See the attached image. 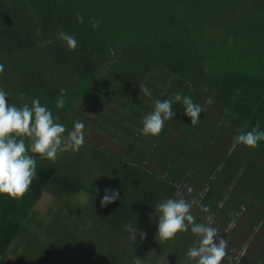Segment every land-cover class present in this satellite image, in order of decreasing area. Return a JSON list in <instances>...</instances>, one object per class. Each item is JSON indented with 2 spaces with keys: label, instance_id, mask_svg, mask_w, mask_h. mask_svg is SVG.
<instances>
[{
  "label": "trees",
  "instance_id": "obj_1",
  "mask_svg": "<svg viewBox=\"0 0 264 264\" xmlns=\"http://www.w3.org/2000/svg\"><path fill=\"white\" fill-rule=\"evenodd\" d=\"M202 1L0 0V64L4 66V71L10 70L11 74L24 82L33 80L32 85L24 87V94L28 90L31 92L25 94L23 100L10 104H30L32 99L39 98L40 103L59 118L57 122L71 130L76 121L75 115L69 116L72 102L86 106L85 103L91 101L101 109L105 107L117 113V116H113L95 110L93 123L101 125L99 116L111 122L116 130L127 131V136H119L125 146L119 150L111 149L112 143L101 145L85 137V144L90 146V151L84 147L90 166L86 170L95 174L87 178L81 175L74 162L60 165L29 153L37 161V177L27 194L20 200L0 195V255L4 261L11 254L10 245L16 236L29 230L35 216L32 207L45 192L57 198L87 192L90 193L88 198H93L90 201L100 205L105 189L117 190L120 198L107 207L101 206L106 210V215L100 218L101 223H108L112 210L121 205L125 196L133 204L126 207L124 214L121 210L117 211L116 230L128 231L130 225L140 230L137 225L143 220L140 216L151 222L155 214V207L141 211L142 207L138 206L140 197L136 193L137 180L140 176L145 180V172L153 178L150 188L154 193L170 195L172 198H178L174 197V193L181 192L182 178L193 181L192 175L197 180L201 178V181H207L209 189L200 197L203 203L216 211L220 209V202L226 201L235 210L234 214H228L229 218L238 219L236 212H246L225 199V193L230 188L225 186V182L231 184L234 181L221 170L225 168L234 171L237 176L241 175V170L231 167L235 162L248 172L250 186L238 184L245 193L232 192V195L241 204L257 211L259 217L250 216V219L254 224L264 226V207L255 206L253 202L255 199L264 204V141L256 149L248 148L244 161L230 152L234 137L241 128L250 131L258 122L260 129L264 130V0H240L234 9H231L234 5L222 7L217 0H207L210 4L208 16L215 11L224 18L228 16L227 31L215 43L198 50L193 42L195 35H186L184 26L186 24L190 29L189 5L198 6ZM78 15L84 17L83 24L78 23ZM92 17L101 22L97 30H93L89 22ZM60 31L76 37L78 47L75 51H70L66 43L58 38ZM197 39L200 44L205 43L201 38ZM45 40H51L52 44L37 46ZM239 44L243 47L238 48ZM205 53L208 61L203 65ZM239 57V61L245 62V67L237 70L235 65ZM155 70H160L163 76L155 73ZM102 83L110 90L103 88ZM159 83L169 86L172 92H166ZM140 86H147L153 91L148 96L152 99L151 105L141 99L140 96L145 95L141 93ZM61 88L67 90L66 104L64 108L58 109L56 102ZM210 90L213 91L211 96L218 98L214 101L221 107L222 113L209 109L208 112L214 115V119H210L204 109L200 120L211 121V126L207 128L199 120L193 127L191 118L184 113L182 101H175V95L179 93L195 101L207 98ZM102 95L105 99H102ZM158 99L173 100L176 114L172 120L165 122L159 137L145 136L141 132L143 118L154 110V103ZM114 102L120 107L112 106ZM203 103L205 105V101ZM142 108H146L148 113ZM220 119H224L222 124L226 128L222 131L214 128L215 122ZM116 134L113 130L107 131L105 135L114 139ZM139 141L145 142L151 150L146 153L138 145ZM158 151L166 157L162 158ZM236 151L237 147L234 153ZM152 160L166 166L165 173L154 168L150 164ZM124 165L133 168L132 172L139 174L138 179L133 176L125 180ZM203 168L208 169L207 175L201 171ZM157 172L161 176L166 174V178L154 180ZM251 176L253 179H250ZM112 177L121 179L109 184L108 180ZM221 177L226 178L222 181L219 179ZM122 185L125 186L126 194L123 193ZM144 191L148 194V190ZM181 195L187 200L184 194ZM152 196L150 192L147 198L154 203ZM126 212L130 214L126 215ZM209 214L214 215V222L219 221L214 212L210 211ZM126 217L131 219L126 220ZM121 219L124 222L122 226ZM248 228L252 230L253 227ZM220 233L227 241L235 242L227 233ZM182 235L197 242V237L186 233ZM149 236L153 238L152 232ZM151 241L155 244L153 239ZM178 243L186 252L192 247L190 242ZM169 245L161 253L167 255L173 250ZM50 249L51 245H48L46 252ZM148 249L151 251L150 246ZM157 252L154 249L151 251L153 255ZM143 257H147L146 264H153V257L144 253ZM228 261L230 264H239L236 260ZM261 261L264 263V255ZM122 264H127L126 259Z\"/></svg>",
  "mask_w": 264,
  "mask_h": 264
},
{
  "label": "rangeland",
  "instance_id": "obj_2",
  "mask_svg": "<svg viewBox=\"0 0 264 264\" xmlns=\"http://www.w3.org/2000/svg\"><path fill=\"white\" fill-rule=\"evenodd\" d=\"M222 7H228L229 5H234L231 9L235 8V5L240 2V0H217ZM189 13L191 16L190 29L187 28L185 24L184 29L186 35H195L194 46L199 50L200 48H207L209 44L215 43L220 35L226 33L227 24H228V16L224 18L220 13L216 12L211 16H208L210 13V4L207 0L201 2L200 5L195 6L189 5ZM237 14V12H234ZM241 31V30H239ZM197 37L201 38L205 43L200 44L201 42L197 39ZM253 38H255L253 36ZM192 47V46H189ZM243 47L242 45H238V48ZM255 51V48H252ZM236 60L237 70H240L241 67H245V62ZM208 61V55L205 53L204 64ZM238 61V63H237ZM202 65V66H203ZM6 72V71H4ZM155 73L162 75L163 73L160 70H155ZM167 78L168 76L165 75ZM114 80V78L112 77ZM33 80L28 79L27 81H23L20 77H17L11 74V71L3 73L0 76V88H3L8 93L9 103H13L14 101L20 100V94H24L25 85H32ZM101 86L107 90L110 88L102 83ZM159 86L162 89H165L166 92H172V90L164 83H159ZM34 89V87H33ZM212 90V89H211ZM210 90V91H211ZM28 90L25 94L28 95ZM150 92H153L150 90ZM207 94V98L202 97L200 100H193L194 103L199 104L203 109L206 110L207 116L210 119H214V115L209 113L208 110L212 109L214 111H218L222 113L221 107L217 106L214 100L218 98L215 96H211ZM26 97V96H25ZM143 101L147 104H152V99L148 96H140ZM102 99H105V96L102 95ZM205 101V105L203 103ZM71 111L69 112V116H76V121H82L85 125V137L101 145L111 144V149L119 150L124 149V143L119 139V136H127V131L124 129L116 130V128L112 127V123L105 121L102 117L98 116V121L101 123H93V119L96 117V112L101 111L104 114H110L113 116H117V113L112 112L110 109H106L105 107L101 109L96 103L91 101H87L84 106L80 102H72ZM114 107H120V104L114 102L112 104ZM143 111L148 113L146 108H142ZM224 119H220L219 122H215L214 128L225 130V125L222 124ZM213 121V120H212ZM203 126L209 128L211 126V121H206V119L200 120ZM129 125H132L130 123ZM71 127V125H70ZM73 127V126H72ZM115 130L117 134L114 139L109 138L107 135V131ZM180 132V130L178 131ZM151 139V138H150ZM171 139V138H170ZM138 145L145 149V152H149L151 147L148 146L145 142L139 141ZM147 145V146H146ZM84 147L89 148L90 146L84 144V146L78 151L73 152L69 151L63 154H60L57 160L58 164H63L66 162H74L76 167H79L81 171V175L87 177L95 176L94 173L90 170H86V168H90L89 164H87L88 157L85 156L86 149ZM238 152L235 150H230L231 153L235 157H237L240 161H244L245 153L248 151L243 145H237ZM84 150V151H83ZM172 150V148H170ZM162 158L166 157L161 151H158ZM145 155V154H144ZM146 158V157H145ZM258 158V157H257ZM168 161V159H166ZM150 163L154 168H158V170L165 173L167 169L166 166L159 163L157 160H152ZM253 166V165H252ZM126 179L129 177L135 176L138 179L139 174L133 173V168L129 166H125ZM235 170H241V175H235L234 171L226 170L225 168L221 169L226 177L233 179L234 183L225 182L226 187H230L229 191L225 193V199L231 200L235 206L242 207L243 211L246 213L236 212L238 214V219H230L228 214H234L235 210L232 206L224 202V207L222 206L223 201H221L220 209L225 211L226 214H222L220 209L215 211L211 206H207L200 199L201 196L205 195L207 190L209 189V185L207 181H201V178L195 179L194 176L191 177L193 181H189L185 178H182L183 186L181 189V194H184L187 197L188 201H195L192 214L195 217L196 223H205L207 221V216L205 213L214 212L215 216L218 218V222H214L213 226L216 227L219 232L227 233L232 239L236 241V244L228 242L227 249V257L222 261V264H230L228 260H236L239 264H264L261 261L262 256L264 255V226L261 224H254L250 216L259 217V213L255 210L249 209L247 206L238 202V200L232 195V192H238L240 194H244V189H240L238 184H243L245 186H250L248 181V172L241 169L237 163H233L231 165ZM259 171V169H257ZM203 174L207 175L208 169L203 168L201 170ZM146 179L140 176V179L137 180L138 186L136 187L137 197H140L138 206L142 207L141 211H145L149 209V207H154L155 203L158 201H163L170 198V195L161 196L157 193L153 192V189L150 188L151 183L153 182L152 176L145 172ZM170 176V175H168ZM161 177V173L157 172L155 174L154 180H159ZM172 177V176H170ZM215 177V176H214ZM219 178L224 181V178ZM112 177L108 180V183L111 184L116 180ZM250 179H253L252 176ZM198 182L197 184L195 182ZM204 186H206L204 188ZM124 192L126 194L125 186L122 185ZM148 190V194L153 193L152 199L155 200L149 201L147 196L148 194L144 191ZM130 191H128L129 193ZM223 192V191H222ZM136 193L134 199L136 197ZM90 193L80 192L75 195H64V198H57L47 192H45L42 198L35 204L32 208L35 212V216L33 218L32 227L29 226V230L25 231L22 235L16 236L13 243L10 245L11 254L8 256V262H13V260L17 259V257L21 256L23 260L20 261L19 264H41L42 260H46L47 264H122V261L126 259L127 264H132L135 257L141 258L143 257V253L148 255L149 257H153V264H195L194 261L190 260L186 256V251L181 248V245L178 242L188 243L190 242L193 245L196 242L192 239H188L186 235H179L175 244L171 242H162L157 237L158 233V223L159 217L158 215H153V221L148 222L145 221L143 216H140V219H143L141 223H137L140 230L146 232V239L141 240L139 235H137V240L134 242L130 238L129 231L123 230V232H119L116 230V222H117V211L121 210L123 214L126 211V207L128 205H132L133 201L128 202L127 197L124 196V199L121 201L120 206H115V209L112 210L109 218L107 219L108 223H101L100 218L106 215V210L101 208L100 205H97L96 202H91L93 198H88ZM214 200L213 202H216ZM255 206L264 207V204L260 203L257 200H253ZM31 208V209H32ZM204 208H207L209 211H203ZM130 214L126 212V215ZM150 216V215H149ZM106 218V217H105ZM131 219V217H126V220ZM44 223H39V222ZM123 225V220L121 219ZM233 221L235 223L233 224ZM39 223V224H37ZM226 224V225H225ZM262 224H264V219L262 220ZM230 225H232L230 227ZM248 226L253 227L252 230L248 228ZM145 227V228H144ZM38 235L31 238L29 241L25 242V233L26 232H34ZM152 232V236L149 234ZM186 234L192 235V237H196L191 230L189 229ZM124 236L126 241H124ZM157 237V238H156ZM155 241V244L153 241ZM116 241H119V245H117ZM168 243H170V247L172 246L173 250H170L167 255L165 253H161L163 249L168 247ZM48 245H51V249L46 252V248ZM150 246L151 251L154 249L159 251L156 255H153L151 251L148 249ZM243 246V247H241ZM125 248L127 249L125 251ZM146 252H144V251ZM62 251H65L64 253ZM128 252V253H127ZM127 253V254H126ZM141 256V257H140ZM117 258L115 262H113L114 258ZM14 260V261H15ZM248 261V263L245 262ZM142 261L146 264L147 257H143ZM192 261V262H191ZM14 264V262H13Z\"/></svg>",
  "mask_w": 264,
  "mask_h": 264
},
{
  "label": "clouds",
  "instance_id": "obj_3",
  "mask_svg": "<svg viewBox=\"0 0 264 264\" xmlns=\"http://www.w3.org/2000/svg\"><path fill=\"white\" fill-rule=\"evenodd\" d=\"M77 21L83 24L84 17L78 15ZM89 22L93 30L99 29L101 23L99 20L92 17ZM57 36L66 43L70 51L77 49L78 41L74 35L60 31ZM51 44V40H45L39 42L37 46L46 47ZM3 73L4 66L0 64V76ZM140 90L145 96H151L147 86H140ZM66 92L64 88L59 90L56 102L58 109L64 108L66 104ZM24 96L25 94L21 93L19 98L23 100ZM174 99L182 101L184 113L191 118V125L195 127L204 109L194 103L192 98L182 97L179 93ZM175 114L173 100H156L154 110L143 118L142 134L159 137L164 130L165 122L172 120ZM58 119L47 106L40 103L39 98L32 99L30 104L24 102L17 106L9 103L8 93L0 88V195L20 200L27 194L37 177V161L29 153L56 163L60 154L69 151L78 152L84 146V123L79 120L74 121L73 128L68 130L64 124L57 122ZM261 141H264V130L260 129L257 122L250 131H245L244 128L239 130V134L234 137L232 150H235L237 145L256 149ZM165 178L166 174L160 177V179ZM174 197L178 198L170 197L154 205L155 214L159 217L157 233L159 240L175 244L178 236L190 229L197 237V242L188 249L186 256L195 264H222L228 254V245L226 238L213 226L214 215L207 216V223H196L192 214L195 201L186 200L180 191L175 192ZM119 198V191L105 189L101 206L107 207ZM203 211L209 210L204 208ZM128 231L134 242L137 240V235L141 240L146 239V232L139 231L136 226H128ZM7 260H3L5 264H11ZM132 264H144V262L135 257Z\"/></svg>",
  "mask_w": 264,
  "mask_h": 264
},
{
  "label": "crops",
  "instance_id": "obj_4",
  "mask_svg": "<svg viewBox=\"0 0 264 264\" xmlns=\"http://www.w3.org/2000/svg\"><path fill=\"white\" fill-rule=\"evenodd\" d=\"M30 226L32 227V223L30 224ZM37 235H38V232L35 233V231L34 232H26L25 233V238H26L25 242L29 241L31 238H33V237H35ZM45 253H47V252H45ZM14 260H13L14 264H19L20 261L23 260V258L21 256H19V257H17V259L15 261ZM10 263L12 264V262H10ZM41 264H47V261L46 260H42Z\"/></svg>",
  "mask_w": 264,
  "mask_h": 264
},
{
  "label": "flooded vegetation",
  "instance_id": "obj_5",
  "mask_svg": "<svg viewBox=\"0 0 264 264\" xmlns=\"http://www.w3.org/2000/svg\"><path fill=\"white\" fill-rule=\"evenodd\" d=\"M224 202L225 201H223V203H222V206L224 207ZM220 207H221V203H220ZM206 214V213H205ZM209 215V214H208ZM207 214H206V216H208ZM228 242H230V241H228ZM231 243H233V242H231ZM234 244H236V241L234 242Z\"/></svg>",
  "mask_w": 264,
  "mask_h": 264
},
{
  "label": "built area",
  "instance_id": "obj_6",
  "mask_svg": "<svg viewBox=\"0 0 264 264\" xmlns=\"http://www.w3.org/2000/svg\"><path fill=\"white\" fill-rule=\"evenodd\" d=\"M0 264H5V262L1 258V255H0Z\"/></svg>",
  "mask_w": 264,
  "mask_h": 264
}]
</instances>
